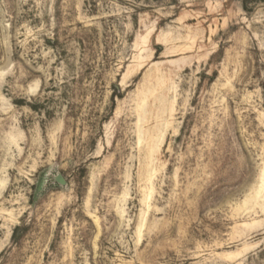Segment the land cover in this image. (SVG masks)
<instances>
[{"label":"rangeland","instance_id":"374dc122","mask_svg":"<svg viewBox=\"0 0 264 264\" xmlns=\"http://www.w3.org/2000/svg\"><path fill=\"white\" fill-rule=\"evenodd\" d=\"M0 264H264V0H0Z\"/></svg>","mask_w":264,"mask_h":264},{"label":"water","instance_id":"95a60500","mask_svg":"<svg viewBox=\"0 0 264 264\" xmlns=\"http://www.w3.org/2000/svg\"><path fill=\"white\" fill-rule=\"evenodd\" d=\"M55 179L60 183H64L63 179L59 175H57Z\"/></svg>","mask_w":264,"mask_h":264}]
</instances>
